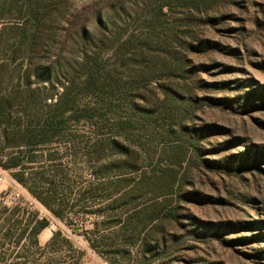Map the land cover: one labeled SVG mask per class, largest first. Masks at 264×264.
Segmentation results:
<instances>
[{
  "label": "rangeland",
  "instance_id": "374dc122",
  "mask_svg": "<svg viewBox=\"0 0 264 264\" xmlns=\"http://www.w3.org/2000/svg\"><path fill=\"white\" fill-rule=\"evenodd\" d=\"M54 12L30 82L59 90L65 79L79 85L94 77L96 89L81 104L100 110L99 126H125L118 140L126 150L106 147L98 166L129 177L167 173L173 184L168 195L152 186L138 195L142 208L158 197L163 213L147 261L133 252L129 264H264V0H67L60 24ZM7 44L4 78L13 67ZM68 128L74 144L47 148L63 155L78 193L93 182L94 135L83 122ZM0 170L1 209L35 201ZM118 196L65 203L87 210ZM35 203L26 211L48 226L34 244L21 236L28 215L19 214L16 227L0 221L12 229L0 235L7 256L0 264H108L86 241L103 217L70 213L61 221Z\"/></svg>",
  "mask_w": 264,
  "mask_h": 264
},
{
  "label": "trees",
  "instance_id": "16d2710c",
  "mask_svg": "<svg viewBox=\"0 0 264 264\" xmlns=\"http://www.w3.org/2000/svg\"><path fill=\"white\" fill-rule=\"evenodd\" d=\"M66 3L67 0H0V48L1 44L8 43L6 49L10 53L7 59L13 66L5 78L0 76V168L12 172L15 182L58 220L65 221L70 213L103 217L104 220L93 224L86 241L88 248L105 257L108 264H129L126 257L133 252H138L145 260L147 253L154 250L152 242L156 244L157 222L162 217L163 207L157 201L158 197L143 208L136 204V200L143 189L151 186L156 189L154 195H168L173 186L169 175L157 176L152 171L151 175L143 173L142 176L129 177L121 174L118 166L115 167L117 171L98 166V156L106 147L125 149L118 140L125 126L120 123L109 128L99 126L103 117L100 110L96 106L81 104L82 97L88 95L87 90L96 89L94 77L86 74L85 81L79 85L63 78V84H56L59 90L30 82L36 52L45 50L48 45L46 24L53 21L51 13H58L60 24L63 19L60 11ZM54 97L55 102L48 104ZM80 122L92 127L94 143L88 154H93V158L88 157V163L95 165L91 168L93 182L74 193L62 164L63 155L47 147L74 144L68 126ZM75 154L69 156L70 161L75 160ZM115 196L118 198L110 205L87 210L81 205L76 207L65 203L72 197L81 204L86 200L95 202ZM27 208L15 206L8 211L0 207V221L16 227L19 222L14 219L19 214L28 215V229H24L21 236L28 233L36 244L37 236L48 226V221L36 213H28ZM11 230L0 228V235L9 238ZM21 238L14 244L17 245ZM6 257L0 255V261H6Z\"/></svg>",
  "mask_w": 264,
  "mask_h": 264
},
{
  "label": "built area",
  "instance_id": "2783aa9c",
  "mask_svg": "<svg viewBox=\"0 0 264 264\" xmlns=\"http://www.w3.org/2000/svg\"><path fill=\"white\" fill-rule=\"evenodd\" d=\"M2 175H3V172L0 170V181L2 180ZM22 196H23V193H20ZM18 196V195H17ZM29 208L31 207H36V203L35 201H33L32 199L30 198H26V203H25Z\"/></svg>",
  "mask_w": 264,
  "mask_h": 264
}]
</instances>
